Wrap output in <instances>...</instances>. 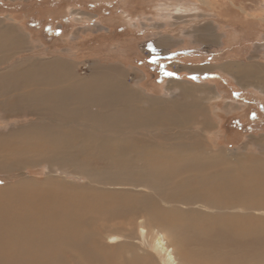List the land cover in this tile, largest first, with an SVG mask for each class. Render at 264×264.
Listing matches in <instances>:
<instances>
[{
    "label": "rangeland",
    "instance_id": "374dc122",
    "mask_svg": "<svg viewBox=\"0 0 264 264\" xmlns=\"http://www.w3.org/2000/svg\"><path fill=\"white\" fill-rule=\"evenodd\" d=\"M201 1L203 2L0 0V29L5 28L8 32H0V38L3 36L8 40L10 38L9 41H6L5 37L0 39L9 44L1 54L2 57H6L0 61V73L8 72L7 69L15 64H19L17 70L23 72L25 67H38V60L50 62L60 59L62 62L73 64L80 75H88L93 71L97 77L111 76L114 82H119L137 95L134 98L128 92L133 101L127 102V106L122 99H115L116 96H113L115 103L109 105L115 109L114 115L122 118L124 114L128 118H122L123 122H119L117 128H107L105 131L102 128L101 131L95 127L85 132L82 123L86 124L89 121L83 119L81 126L77 127L81 132V143L76 147L70 146L74 148L69 150L73 153L63 154L59 151L54 153V157L32 161L24 154L22 158H15L20 164L16 171L8 167L0 169V185L33 179L43 184L47 183L49 187L46 189L61 196L77 194L89 196L90 199L102 196L110 203L108 208L111 209L129 201L130 198L142 205L141 194L148 196L156 192L159 195L156 189L147 185V177L139 175L140 172L146 173V170L137 155V147L166 148L172 151L181 149L201 154L219 151L231 159L236 156L246 158V155H258L261 149L255 145L256 138L264 139V96L254 95L257 85L253 79L259 71L242 66L236 58L226 59L224 55L213 58L210 52L216 49L222 40L229 38V42L233 44L236 41V30L232 27V22L229 23L230 27L221 28L216 15L224 17L225 20L233 19V12L227 6L233 8L241 6L246 12L245 15H255L259 11L252 13L248 8L245 10L244 5L248 6L249 0ZM236 1H242L243 4L239 5ZM257 2L258 6L264 7V0ZM76 13H81L82 18L76 19L74 17ZM10 22L18 24L20 31L28 36L26 43L18 35L16 36L18 39H15L14 28ZM4 44L0 43V50ZM15 48L22 49L18 50L17 54L14 53L16 55L9 52ZM5 88L0 86V108L6 105L8 99L9 102L17 100V88H6L8 90ZM127 107L148 114L143 113V120L137 119L134 114L133 119L132 115L126 114ZM89 108L95 110L91 105ZM177 109H180L179 112ZM154 112L156 114L159 112V116ZM3 116L6 115L0 114V117ZM8 117L0 118V133H6L13 125L16 131L27 128L30 125L28 123L37 122V117L33 115L15 114ZM111 131L114 134H111ZM105 135L109 138L111 135L120 136V140L128 144H121L122 149L126 151L120 158L122 159L120 163L112 155L107 154L104 158L95 152L94 149L97 147L92 139ZM84 137H87V140ZM111 160L115 161V167ZM63 179L66 182H62ZM155 199L159 208L175 207L188 211V215L189 210H195L194 208L199 206L196 198L193 199L190 195L189 199L192 202L187 201V205L165 204L157 195ZM228 214H232V211ZM205 226L191 224L190 227L189 218L187 219L186 228L190 227L192 233L198 228L202 230ZM214 230L210 232L211 235L215 232L218 236L216 233L218 229ZM211 235L209 237H212ZM176 239L182 248L189 251L192 260L211 264H264V254L261 260H258L259 258H253V254L256 253V251L253 253V249L239 247L236 250L231 246L226 249L222 239L218 237L216 242L209 241L208 237L206 239L208 241L202 242L198 241V236L197 239L188 240L189 232H179L174 240ZM149 251L159 260L162 257V253L153 249ZM135 252L142 255L138 249ZM245 252L247 254H244ZM246 256L249 257V261ZM69 262L68 260L59 264H70ZM95 262L101 261H90L92 264Z\"/></svg>",
    "mask_w": 264,
    "mask_h": 264
},
{
    "label": "bare ground",
    "instance_id": "6f19581e",
    "mask_svg": "<svg viewBox=\"0 0 264 264\" xmlns=\"http://www.w3.org/2000/svg\"><path fill=\"white\" fill-rule=\"evenodd\" d=\"M80 14L76 13L74 17L81 19ZM0 32L7 30L3 28ZM0 43H5L0 50L1 61L6 57L1 54L9 44L5 40ZM37 63L38 67H25L23 72L17 70L20 65L15 64L7 69L8 72L0 73V86L17 88V100L9 102L8 99L0 108V114L6 116L0 118L7 119L15 114L37 117V122L28 123L30 125L25 129L15 131L13 125L6 133H0V169L8 167L16 171L20 164L15 158H22L24 154L32 161L54 157L59 151L73 153L69 151L74 149L70 146L81 143V132L77 130L81 120L89 121L82 123L85 132L95 127L101 131L117 128L119 122L128 118L124 114L123 119L114 115L115 109L109 103L120 98L127 106V102L133 101L131 95L137 97L129 88L114 82L111 76L97 77L93 71L83 76L73 64L60 59L38 60ZM113 96H116L114 100ZM143 113L147 112L129 107L126 110L133 119L136 114L137 119L143 120ZM111 134L114 133L111 131ZM119 137L105 135L92 139L97 147L95 152L104 158L107 154L112 155L120 163L126 151L122 145L127 143ZM256 139L255 145L261 149L258 155L233 159L219 151L201 154L157 147L142 146L139 149L134 144L146 170L139 175L147 177V185L160 195L156 192L148 196L141 194L142 205L130 198L120 206H114L117 209H110V203L102 196L92 199L77 194L61 196L46 189L49 187L47 183L33 179L0 185V264H59L68 260L70 264H89L90 261H101L95 264H211L192 260L178 238L174 240L179 232H189L188 240L198 236V241L216 242L217 237L221 238L224 248L253 249V253L256 251L253 258L261 260L264 254V139ZM111 161L115 167V161ZM156 195L165 204L178 205H187V201H191L190 195L196 198L199 206L189 210V215L188 211L175 207L159 208ZM229 211L232 214H228ZM188 218L190 227L191 224H204L205 228L190 232V227L186 228ZM214 229H218V236L215 232L211 235ZM137 249L142 255L135 252ZM150 249L162 253V263L150 253Z\"/></svg>",
    "mask_w": 264,
    "mask_h": 264
},
{
    "label": "crops",
    "instance_id": "0c3cea01",
    "mask_svg": "<svg viewBox=\"0 0 264 264\" xmlns=\"http://www.w3.org/2000/svg\"><path fill=\"white\" fill-rule=\"evenodd\" d=\"M236 2H238L237 4L239 5L240 3L243 4L242 1H236ZM227 7L233 12V19L229 18L225 20L223 19L224 17L217 15L216 17L219 19V24H221L220 25L221 28L230 27L231 25L229 23L232 22L231 23L232 27H234V29L236 30V41L233 44L229 42L230 41L229 38H227L226 40H222L220 42V45L216 49H212V52L210 53L212 54L213 58L224 55L225 57H227L226 59H228L229 57L236 58V61L238 63H241V65L244 67L247 68L252 67L257 69V71L259 72L256 73V76H254L255 78L253 79V81L256 83L258 91L256 90L253 93L256 97H262L264 96V84H263L264 83V7L262 5L258 6L257 0L256 1L249 0V5L248 6L247 4L246 6L244 5V8L245 10H247L246 8H248V10H250L252 13L258 10L259 11L258 14L255 15L254 14L245 15L246 12L242 10L243 8H241V6L239 8L237 7L233 8L229 6ZM256 15H261V16L257 17ZM10 25L14 28L13 35L15 39L17 38L16 36L18 35V37L23 39L26 43L28 36L20 31L18 24L16 25L10 22ZM0 39L3 38L1 37ZM6 41L8 40L6 39ZM18 50L15 48L13 49V51H9V52H13V54L14 53L17 54ZM11 60H9V62ZM7 68L8 66L5 69Z\"/></svg>",
    "mask_w": 264,
    "mask_h": 264
},
{
    "label": "trees",
    "instance_id": "16d2710c",
    "mask_svg": "<svg viewBox=\"0 0 264 264\" xmlns=\"http://www.w3.org/2000/svg\"><path fill=\"white\" fill-rule=\"evenodd\" d=\"M14 10H16L15 8H14ZM19 12V11H18Z\"/></svg>",
    "mask_w": 264,
    "mask_h": 264
}]
</instances>
